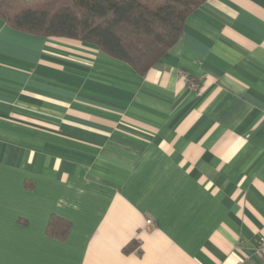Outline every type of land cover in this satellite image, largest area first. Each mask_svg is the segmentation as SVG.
<instances>
[{"label": "crops", "instance_id": "obj_1", "mask_svg": "<svg viewBox=\"0 0 264 264\" xmlns=\"http://www.w3.org/2000/svg\"><path fill=\"white\" fill-rule=\"evenodd\" d=\"M262 237L264 0H206L144 75L0 19V264H264Z\"/></svg>", "mask_w": 264, "mask_h": 264}, {"label": "trees", "instance_id": "obj_2", "mask_svg": "<svg viewBox=\"0 0 264 264\" xmlns=\"http://www.w3.org/2000/svg\"><path fill=\"white\" fill-rule=\"evenodd\" d=\"M206 0H0V19L12 29L96 46L138 75L179 41L186 19ZM70 225L52 216L46 234L63 242ZM134 248V249H133ZM134 243L124 252L135 250Z\"/></svg>", "mask_w": 264, "mask_h": 264}, {"label": "built area", "instance_id": "obj_3", "mask_svg": "<svg viewBox=\"0 0 264 264\" xmlns=\"http://www.w3.org/2000/svg\"><path fill=\"white\" fill-rule=\"evenodd\" d=\"M184 80L186 81V85L193 91H195L197 94H200V88L196 86L192 81L186 78V76L183 74L182 76ZM258 250H264V237L260 238L258 243Z\"/></svg>", "mask_w": 264, "mask_h": 264}]
</instances>
